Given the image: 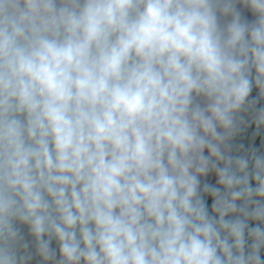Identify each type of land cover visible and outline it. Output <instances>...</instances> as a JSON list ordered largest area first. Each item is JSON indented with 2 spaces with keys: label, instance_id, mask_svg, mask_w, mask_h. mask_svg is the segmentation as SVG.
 <instances>
[{
  "label": "clouds",
  "instance_id": "obj_1",
  "mask_svg": "<svg viewBox=\"0 0 264 264\" xmlns=\"http://www.w3.org/2000/svg\"><path fill=\"white\" fill-rule=\"evenodd\" d=\"M0 264H264V0H0Z\"/></svg>",
  "mask_w": 264,
  "mask_h": 264
}]
</instances>
